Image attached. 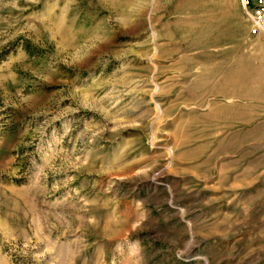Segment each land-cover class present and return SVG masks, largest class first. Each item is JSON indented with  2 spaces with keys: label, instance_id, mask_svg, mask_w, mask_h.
Wrapping results in <instances>:
<instances>
[{
  "label": "rangeland",
  "instance_id": "obj_1",
  "mask_svg": "<svg viewBox=\"0 0 264 264\" xmlns=\"http://www.w3.org/2000/svg\"><path fill=\"white\" fill-rule=\"evenodd\" d=\"M239 3L0 0V264H264Z\"/></svg>",
  "mask_w": 264,
  "mask_h": 264
},
{
  "label": "built area",
  "instance_id": "obj_2",
  "mask_svg": "<svg viewBox=\"0 0 264 264\" xmlns=\"http://www.w3.org/2000/svg\"><path fill=\"white\" fill-rule=\"evenodd\" d=\"M252 34L264 33V0H240Z\"/></svg>",
  "mask_w": 264,
  "mask_h": 264
},
{
  "label": "crops",
  "instance_id": "obj_3",
  "mask_svg": "<svg viewBox=\"0 0 264 264\" xmlns=\"http://www.w3.org/2000/svg\"><path fill=\"white\" fill-rule=\"evenodd\" d=\"M234 1V3H235V5H236V7H237V10L236 11H238L239 10V0H233ZM249 32H250V26H249ZM250 35L251 36H260V39H263L264 38V33H259V34H252L251 32H250Z\"/></svg>",
  "mask_w": 264,
  "mask_h": 264
}]
</instances>
